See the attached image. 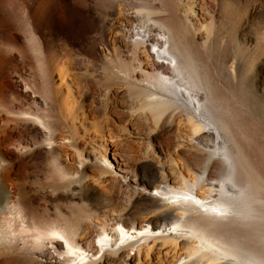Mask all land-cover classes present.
I'll return each mask as SVG.
<instances>
[{
    "label": "bare ground",
    "instance_id": "6f19581e",
    "mask_svg": "<svg viewBox=\"0 0 264 264\" xmlns=\"http://www.w3.org/2000/svg\"><path fill=\"white\" fill-rule=\"evenodd\" d=\"M85 2L16 0L18 32L0 35V82L8 68L15 70L6 76L12 97L0 87V133L16 136L0 157V263L264 264V132L250 124L238 129L215 96L218 87L192 65L175 10L180 1L103 0L100 7ZM55 32L78 37L93 52L102 43L114 60L110 72L136 83L152 119L161 126L167 119L183 122L181 143L195 153L193 178L164 179L154 189L140 178L145 191L136 198L152 209L149 215L131 219L123 211L99 209L71 227L32 206L36 197L93 203L101 186L87 183L86 167L107 172L111 181H125L129 173L114 152L117 173H109L108 162L102 166L75 147L68 160L56 154L45 172L46 155L72 146L71 136L58 128V99L68 86L66 71L55 78L49 60Z\"/></svg>",
    "mask_w": 264,
    "mask_h": 264
},
{
    "label": "rangeland",
    "instance_id": "374dc122",
    "mask_svg": "<svg viewBox=\"0 0 264 264\" xmlns=\"http://www.w3.org/2000/svg\"><path fill=\"white\" fill-rule=\"evenodd\" d=\"M85 1L73 0L80 7H83ZM91 1L98 7L103 5V0ZM175 1H180V5H175V10L180 16L182 33L192 65L205 81L210 82L209 84L213 82L212 85L218 87L219 92L215 88V96L219 98L218 102H221V106L223 105L238 129L241 127L245 130L251 125L253 130L257 128L256 132L263 133L264 0ZM15 3L16 0H0V35L4 37L18 32L14 20ZM107 20L111 22L113 17ZM51 38L48 52L50 64L56 68V71H52L53 76L57 77L58 70L67 73L68 91L65 86L62 87L61 98L58 99V128L61 126L59 130L64 132L59 134L68 138L71 136L72 146H61L58 148L59 152L56 149L46 155L43 162H47L44 164L48 170L45 172H49L56 154L63 160H68V156L76 148L83 157L88 155L91 161L95 158L102 166L108 162L105 168L109 173H117L113 168L114 152L113 154H117L114 155L116 162L129 166V173L125 181H111L107 172L95 167H86L84 172L87 175V183L92 187L101 186L93 203L77 198L47 201L36 197L31 200L32 206L38 212L46 211L51 213V216L61 218L63 223L71 227L85 222L87 216L93 217L99 209L111 214L123 211L128 213L127 216L131 219L149 215L152 209L144 208L136 198L138 192L145 191L139 184L140 178L145 177L153 189L161 186L159 182L164 179L179 181L182 177L188 180L193 178L192 164L195 153L181 143V134L186 131L183 122L174 119V122L170 123L167 119L164 121L165 128L159 121L152 119L148 110L141 106L142 101L135 92L136 83L110 72L114 60L102 43H98L97 51L93 52L79 41L78 37L68 33L55 32ZM28 54L36 58L35 50L29 49ZM37 63L34 59V64ZM6 72L8 73L5 75L11 78L15 70L10 67ZM6 76L0 82V87L12 97L13 83L9 82ZM56 81L55 84L58 82ZM15 140L14 132L7 135L0 133L1 158L2 152ZM90 163L87 165H91ZM101 179H106L107 182L100 181ZM167 204L171 205L170 202ZM152 259L156 261L154 256ZM0 264L35 263L8 260Z\"/></svg>",
    "mask_w": 264,
    "mask_h": 264
}]
</instances>
